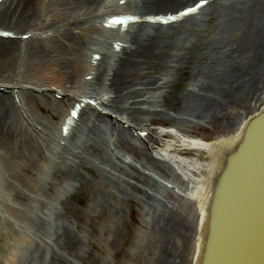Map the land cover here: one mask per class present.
I'll return each mask as SVG.
<instances>
[{"label":"bare ground","instance_id":"1","mask_svg":"<svg viewBox=\"0 0 264 264\" xmlns=\"http://www.w3.org/2000/svg\"><path fill=\"white\" fill-rule=\"evenodd\" d=\"M199 1L0 4V30L16 36L0 37V140L10 143L0 148V238L8 220L30 244L24 201L52 219V232L43 217L34 227L48 247L37 264H114L94 250L115 251L138 207L145 224L169 231L162 264H199L215 179L264 109V0H212L178 24L136 23L125 33L102 22L175 15ZM81 97L104 111L83 108L65 136ZM43 106L50 119L39 117ZM180 241L191 246L179 252Z\"/></svg>","mask_w":264,"mask_h":264},{"label":"water","instance_id":"2","mask_svg":"<svg viewBox=\"0 0 264 264\" xmlns=\"http://www.w3.org/2000/svg\"><path fill=\"white\" fill-rule=\"evenodd\" d=\"M215 179L199 264H264V109Z\"/></svg>","mask_w":264,"mask_h":264},{"label":"rangeland","instance_id":"3","mask_svg":"<svg viewBox=\"0 0 264 264\" xmlns=\"http://www.w3.org/2000/svg\"><path fill=\"white\" fill-rule=\"evenodd\" d=\"M75 25L77 26L78 24ZM84 38H87V36H85ZM77 42L79 41L77 40ZM187 83V81H184L179 84L177 91H184ZM42 109L46 113H38L39 117L50 119L51 112H49L47 106H43ZM87 117H89V114H85L83 116V123L86 122ZM52 118H54V116ZM83 123L81 122L80 128H82ZM215 136L216 134H214V132H210V137H207V139H214ZM6 144H10L6 141V139L0 140V148L3 153L5 152V146H7ZM3 158L7 163V159L5 160V157ZM8 160V163L10 164V170L8 172L9 175L12 178H19V174L21 173L19 172L20 168L10 159ZM15 186V189L17 188L18 191L23 188L22 186H24V184L18 183ZM11 187L13 188L14 185L12 184ZM167 201H169V204L178 206V204L174 203V201L170 198H167ZM19 203L23 211L26 213L22 221H24V225L29 230H31L30 235L27 236L28 240H31V242L30 244L25 243V240L23 239L25 234L17 231L16 227L12 225L11 221L9 222L8 220H4V226L6 228L8 237H6V239H3L2 237L0 238V264H37L39 260H37V258L43 251L45 252L44 248H46L47 246H44L42 231L40 232V234H36L37 232L34 230V227H38L39 222L43 217L42 219L46 221V229L48 231L50 230V232L53 231L52 219L45 216L42 210H39V208L35 209L29 204H26L24 201L17 202L18 205ZM142 216L143 215L141 214V209L136 207L134 215L132 216L133 222L126 229L125 241L121 245L118 244V247L115 251L112 250L107 252L105 250L107 246L105 247L99 245V247L94 250V256H102L104 259L107 258L108 260H113L114 264H162L161 259H163V257H165L166 255V243L163 242V236L167 237L169 231L165 232V229L164 233H161V231H159L160 228L158 224H145V222H143ZM171 222L174 223V221ZM175 225L176 224H174V226ZM162 228H164V226ZM21 234L23 235V237L21 236ZM179 244L182 246L181 248L177 245L179 252H181L182 249L187 250V248L191 246V242L189 243L188 241L185 244L184 242L180 241ZM83 247L85 249H88L87 245L84 242ZM107 249L109 248L107 247ZM69 263L78 264L71 259Z\"/></svg>","mask_w":264,"mask_h":264},{"label":"snow or ice","instance_id":"4","mask_svg":"<svg viewBox=\"0 0 264 264\" xmlns=\"http://www.w3.org/2000/svg\"><path fill=\"white\" fill-rule=\"evenodd\" d=\"M121 2H123V0H121ZM205 3H207V0H201V6H203Z\"/></svg>","mask_w":264,"mask_h":264}]
</instances>
